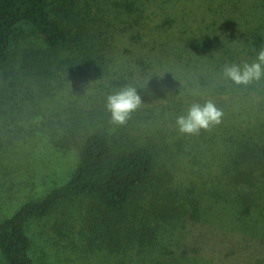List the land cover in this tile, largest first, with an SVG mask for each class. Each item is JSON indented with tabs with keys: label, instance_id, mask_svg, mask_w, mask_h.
<instances>
[{
	"label": "trees",
	"instance_id": "obj_1",
	"mask_svg": "<svg viewBox=\"0 0 264 264\" xmlns=\"http://www.w3.org/2000/svg\"><path fill=\"white\" fill-rule=\"evenodd\" d=\"M218 1L212 29L197 34L189 46L187 101L171 92L173 98L164 107L170 112L180 107L182 112L194 103L212 101L223 113L221 122L208 130L183 134L189 135L190 145L202 143L213 151L216 168L198 188H189L174 183L168 170L159 167L161 149L136 125L140 113L122 125L112 122L107 97L133 83L111 78L105 54L107 30L94 25V19L81 23L78 11L70 20L71 10L68 14L64 9L50 10L49 0H0V113L5 103L12 102L16 112L18 98L30 102L31 114L38 119L36 134L49 146L46 150L78 149L66 181L23 202L10 215L0 214V264H37L28 225L75 198L87 199L101 215L102 225L94 221L93 228L105 235L116 232L127 212L143 210L144 205L148 214L166 220L214 207L249 213L264 199V79L237 85L223 72L226 65L254 62L264 48V0ZM233 7L245 13H237L240 18L235 19ZM223 21L237 26L228 43L222 38ZM24 24L32 27L40 43L35 47L25 40L27 46L16 52L14 37ZM84 86L88 93L79 92ZM181 141L186 142L178 138L173 142L177 155Z\"/></svg>",
	"mask_w": 264,
	"mask_h": 264
},
{
	"label": "rangeland",
	"instance_id": "obj_2",
	"mask_svg": "<svg viewBox=\"0 0 264 264\" xmlns=\"http://www.w3.org/2000/svg\"><path fill=\"white\" fill-rule=\"evenodd\" d=\"M218 3L49 0L50 10L64 9L67 14L71 10L70 20L78 11L81 23L94 19V25L108 31L105 54L111 78L132 81L130 86L144 98L142 109L131 116L140 113L136 125L156 149H161L159 167L168 170V176L182 187L202 185L210 169H216L214 155L202 143L190 145L189 135L184 137L173 121L172 117L186 115L188 110L181 112L178 107L177 113L164 107L167 99L173 98L171 92L187 101L191 92V69L186 66L192 53L189 46L197 34L212 29ZM237 13L245 11L233 7L232 17L240 18ZM223 25L222 38L228 43L233 39L231 34L237 33V26L226 21ZM32 30L28 24L18 28L13 43L16 52L27 46L25 40L32 45L40 43ZM18 65L17 60L12 71L17 72ZM83 91L88 93L85 86L79 92ZM19 99L16 112L11 110L16 104L12 102L5 103L4 113H0L1 215L12 214L23 202L62 184L78 158L77 147L67 153L46 150L48 145L44 146L36 134L38 119L31 114L30 102ZM177 138L186 140L183 144L181 141L180 155L173 144ZM148 208L144 205L143 210L127 212L114 228L116 232L105 235L93 228L94 221L100 225L103 221L87 199L65 202L49 216L28 225L31 255L37 264H264V199L244 214L214 207L206 213L188 210L162 220L148 214Z\"/></svg>",
	"mask_w": 264,
	"mask_h": 264
},
{
	"label": "clouds",
	"instance_id": "obj_3",
	"mask_svg": "<svg viewBox=\"0 0 264 264\" xmlns=\"http://www.w3.org/2000/svg\"><path fill=\"white\" fill-rule=\"evenodd\" d=\"M224 75L237 85H248L253 81L264 79V48L257 52L256 60L240 65L232 64L224 67ZM142 104L135 87H125L121 91L107 97V110L111 113L114 124H125L131 113ZM223 113L212 101L203 105L194 103L186 115L178 116L176 124L181 133L198 134L201 129L208 130L221 122Z\"/></svg>",
	"mask_w": 264,
	"mask_h": 264
}]
</instances>
